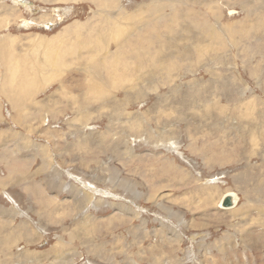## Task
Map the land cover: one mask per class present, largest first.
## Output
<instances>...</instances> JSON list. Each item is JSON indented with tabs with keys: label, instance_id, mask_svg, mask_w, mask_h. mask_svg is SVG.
<instances>
[{
	"label": "rangeland",
	"instance_id": "374dc122",
	"mask_svg": "<svg viewBox=\"0 0 264 264\" xmlns=\"http://www.w3.org/2000/svg\"><path fill=\"white\" fill-rule=\"evenodd\" d=\"M120 2L134 12L152 1ZM168 3L123 36L129 52L154 43L151 57L107 71L115 43L70 32L98 19L95 3L0 0L11 20L0 39L25 40L15 49L30 35L75 40L54 52L37 39L55 76L18 109L0 80V264H264V0ZM183 22L172 35L189 51L164 58L163 26ZM89 52L108 58L97 63L104 88L82 71L92 74ZM228 193L231 211L220 207Z\"/></svg>",
	"mask_w": 264,
	"mask_h": 264
},
{
	"label": "bare ground",
	"instance_id": "6f19581e",
	"mask_svg": "<svg viewBox=\"0 0 264 264\" xmlns=\"http://www.w3.org/2000/svg\"><path fill=\"white\" fill-rule=\"evenodd\" d=\"M59 1L69 2V1H80V0H59ZM84 1L93 2L97 5V11L95 12V17L98 19H101V20H98V19L92 20V18H91L92 21L90 20V22L85 23V24H82L84 22L78 23V21H76L74 23L73 27L70 26L71 27L70 32H73V31L88 32L90 30L98 29V32L96 35L97 39H94V44L92 46L93 48H96L94 46L95 43L96 44H99L101 42L102 43H106V42L108 43L110 41L115 43V45L117 47V51L110 54V55L113 54V59L110 63L111 64L110 68L105 67V68H107V71H109V69H112L115 67L117 68L118 66L123 65V61L126 62V57L131 53H136V54L140 53V55H143V56L145 55L147 58L151 57V55H152L151 50H150L151 48H148V47H154L155 46L154 43L142 46V48L140 50H133V51L129 52V50L125 46L127 41L124 40L125 38H123V36L125 34H127L128 30H132L134 28L133 24H131V22H137V21L141 22L140 19L142 18L144 12L148 14V12H150L152 10H157L158 13H156V17H158L157 18V20H158L161 17V14H162L161 11L163 9H166L167 7H169L168 0H154V1L151 0L152 2L150 4L141 6L137 11H134V12H130L129 10H123L120 0H84ZM169 1H172L173 5L175 7H179L182 0H180L177 3H174V0H169ZM177 17L179 19H183V18L189 19L191 17V12L188 8L184 9L178 13ZM102 19L105 20L108 23V25L101 23L103 21ZM125 21L130 22V24L126 26ZM7 24L10 25L11 20H5V19L0 20V29L4 28V27L6 28L8 26ZM187 24H188V22L179 23L177 25L178 28L176 26H173L172 28L168 27V25L163 26V29L165 31V37L168 41L169 50L166 51L165 45L160 44L158 49H157V53H159L160 51H164L165 52V55H163L164 58H169L168 56H176V55L186 54L189 50L186 49L184 43L182 44L183 40L185 41V39L183 37H180V36H173L172 34L177 33L178 30L182 31V32L188 31ZM101 25H104L106 28H108L106 33H104L102 30H99ZM213 28L216 29L217 27L214 26ZM67 32H69V30H67L65 33H67ZM65 33H64V35L59 34V35H57V37H55L53 35L51 38L50 37H44L42 35L27 36L29 38H32V40L30 43H28L29 46H27L26 50H24V48L23 49H15V47H14V44H17L18 42H21V41H25L24 39H18V37H14V36H10V35L5 36V37L0 39V80L2 83L1 85H2L3 89L7 88L5 90V92H3V93L7 94L6 97H8V100L14 105L15 109L17 108L18 104H23V102H26L29 99H32L33 96H35L37 93H39L43 89L42 80L45 77H54L55 76V73L53 71L50 72V71L44 69L43 65L46 62H48L47 59H48L49 55L47 54V52L45 53V49H43L42 47L39 48L38 46H36L37 39L40 42L43 40H48V39L52 40V41L47 43V46L49 47V49L51 51L55 52V49L58 48V46L61 44L62 40L65 43L70 41V39L72 40L73 37L66 38ZM93 36H94V32H91L89 35H85L84 37L79 36L77 39V43H79L81 45L85 43V46H86V44L91 43V41L93 40L92 39ZM195 40H197V41H194V45H196L198 47V49L201 51L203 46H204V41H202L200 39H195ZM140 42L142 43L141 39H140ZM87 46H90V45H87ZM40 49L43 52L42 55H35L34 54L35 55L34 56L32 54V53L40 54ZM90 49H91V46H90ZM166 52H167L168 56L166 55ZM10 53H14L15 55L12 57ZM46 54L48 55V57L46 56ZM96 54L97 53L89 52L88 55L92 56L93 62L81 64V65H84L86 67L91 66V69H92L91 76L89 75L88 70L82 69V71L86 73V75H87V77L91 83L93 80L96 79L98 87L104 88L103 84L99 80L102 76V73H101L102 70H101L100 65L97 63L106 62V60H108V58L99 57ZM55 56H56V54H55ZM95 56H98V57H95ZM157 57H159V56L157 55ZM78 59H80V58L78 57ZM82 60H85V58H81V61ZM126 66H128V65H126ZM15 71H21V72H18L17 74L14 75ZM115 71H118V69H114L112 72L110 71L109 75L114 77V75L117 74V72H115ZM57 74H59L58 71H57L56 75ZM140 77L142 78L143 81H145L144 74H141ZM56 81L61 83L60 80H56ZM10 83H12V84H10ZM136 94L138 97L141 96L142 90L136 92ZM128 95H129V93H128ZM16 104H17V106H16ZM112 115H114V113H112ZM227 196L231 197L232 206L230 208H224V209H226L227 211L228 210L231 211V209L235 207L234 205H235V201L237 200V195H235L234 193H231V194L228 193L227 195L222 196L221 202H220V205H221L220 207H222V202H223L224 198ZM256 244H259V243H256ZM257 246H259V245H257ZM252 247H253V245H252ZM256 250H258V249H256Z\"/></svg>",
	"mask_w": 264,
	"mask_h": 264
},
{
	"label": "water",
	"instance_id": "95a60500",
	"mask_svg": "<svg viewBox=\"0 0 264 264\" xmlns=\"http://www.w3.org/2000/svg\"><path fill=\"white\" fill-rule=\"evenodd\" d=\"M232 206L231 197L227 196L224 198L222 202V208H230Z\"/></svg>",
	"mask_w": 264,
	"mask_h": 264
},
{
	"label": "crops",
	"instance_id": "0c3cea01",
	"mask_svg": "<svg viewBox=\"0 0 264 264\" xmlns=\"http://www.w3.org/2000/svg\"><path fill=\"white\" fill-rule=\"evenodd\" d=\"M50 41H52V40H49V39H48V42H50ZM74 41H75V40H73V41H68V42L65 44V46H67V45L70 44V42H71V47H73V43H74ZM48 42H47V43H48ZM61 43L63 44L62 41H61ZM48 86H49V85H48ZM29 171L32 172V168L29 169Z\"/></svg>",
	"mask_w": 264,
	"mask_h": 264
}]
</instances>
